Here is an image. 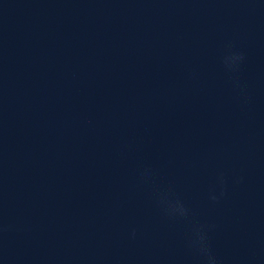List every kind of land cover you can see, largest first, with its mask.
Returning a JSON list of instances; mask_svg holds the SVG:
<instances>
[{"label":"water","instance_id":"95a60500","mask_svg":"<svg viewBox=\"0 0 264 264\" xmlns=\"http://www.w3.org/2000/svg\"><path fill=\"white\" fill-rule=\"evenodd\" d=\"M197 231L264 264V0H0V264H207Z\"/></svg>","mask_w":264,"mask_h":264},{"label":"clouds","instance_id":"9594fccd","mask_svg":"<svg viewBox=\"0 0 264 264\" xmlns=\"http://www.w3.org/2000/svg\"><path fill=\"white\" fill-rule=\"evenodd\" d=\"M241 57L239 55H236L232 57L233 60H239ZM216 197H212V199H215ZM182 211V209H181ZM194 243H198L200 245V250L205 253L206 259H207V264H215L214 258L207 253V249L203 245V236L197 231L195 234V240Z\"/></svg>","mask_w":264,"mask_h":264}]
</instances>
